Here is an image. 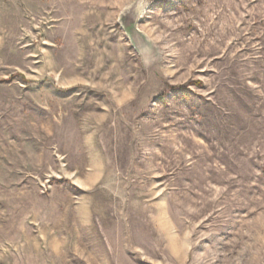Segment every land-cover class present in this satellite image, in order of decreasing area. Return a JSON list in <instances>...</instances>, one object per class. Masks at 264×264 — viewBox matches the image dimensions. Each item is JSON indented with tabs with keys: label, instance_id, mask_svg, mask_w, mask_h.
<instances>
[{
	"label": "rangeland",
	"instance_id": "1",
	"mask_svg": "<svg viewBox=\"0 0 264 264\" xmlns=\"http://www.w3.org/2000/svg\"><path fill=\"white\" fill-rule=\"evenodd\" d=\"M0 264H264V0H0Z\"/></svg>",
	"mask_w": 264,
	"mask_h": 264
}]
</instances>
